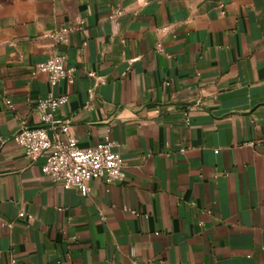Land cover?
Instances as JSON below:
<instances>
[{
  "label": "crops",
  "instance_id": "1",
  "mask_svg": "<svg viewBox=\"0 0 264 264\" xmlns=\"http://www.w3.org/2000/svg\"><path fill=\"white\" fill-rule=\"evenodd\" d=\"M49 93L124 181L82 197L24 157ZM0 264H264V0H0Z\"/></svg>",
  "mask_w": 264,
  "mask_h": 264
},
{
  "label": "built area",
  "instance_id": "2",
  "mask_svg": "<svg viewBox=\"0 0 264 264\" xmlns=\"http://www.w3.org/2000/svg\"><path fill=\"white\" fill-rule=\"evenodd\" d=\"M121 15V12H117ZM80 21L78 25L84 26ZM73 28H62L50 36L57 45L67 46ZM66 56L54 54L47 60L36 64L34 75H47L53 89L61 81L73 82V72L65 68ZM90 73V77H94ZM68 97L55 96L53 93L38 99L36 112L39 116V127H25L13 139L20 147L24 157L35 163L44 158L40 168L42 175L61 184L64 189H76L82 197H87L92 180H103L107 184L122 182L126 178L124 161L117 152L119 144L106 139L95 147L81 148L69 133L68 122L56 119L59 109L67 105ZM8 109L13 110L11 101L5 100ZM218 151H215V154ZM25 217L23 214L19 215Z\"/></svg>",
  "mask_w": 264,
  "mask_h": 264
}]
</instances>
